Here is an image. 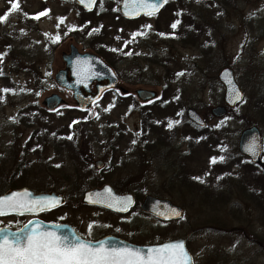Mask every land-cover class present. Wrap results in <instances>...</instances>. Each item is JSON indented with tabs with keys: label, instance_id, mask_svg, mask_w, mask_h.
I'll return each mask as SVG.
<instances>
[{
	"label": "rangeland",
	"instance_id": "rangeland-1",
	"mask_svg": "<svg viewBox=\"0 0 264 264\" xmlns=\"http://www.w3.org/2000/svg\"><path fill=\"white\" fill-rule=\"evenodd\" d=\"M119 1L103 0L101 7L97 0L87 14L74 0H0V16L7 13L0 22V90H12L0 91V193L26 186L62 195L57 214L82 231L92 224L96 236L113 233L136 244L184 239L194 264H264V175L236 150L239 132L256 125L264 161V0H167L158 15L133 22L119 17ZM45 9L50 12L39 20L28 18ZM182 27L184 39H172L170 31ZM122 44L118 50L135 55L122 59L105 50ZM69 45L99 49L124 88L155 90L156 100L142 105L110 91L80 114L71 94L54 82ZM223 67L233 71L243 98L216 119L209 111L224 105L217 80ZM52 94L66 103L48 112L41 102ZM186 107L197 111L207 131H196ZM145 116L157 130L144 124ZM77 118L85 120L72 126L68 142L67 124ZM174 118L179 123L172 130ZM209 131L223 150L205 139ZM101 183L138 203L145 195L169 199L183 216L162 222L137 206L121 217L86 207L83 192ZM16 222L1 219L0 226Z\"/></svg>",
	"mask_w": 264,
	"mask_h": 264
},
{
	"label": "water",
	"instance_id": "water-1",
	"mask_svg": "<svg viewBox=\"0 0 264 264\" xmlns=\"http://www.w3.org/2000/svg\"><path fill=\"white\" fill-rule=\"evenodd\" d=\"M75 1L85 10H88V7H86L85 4H81L79 0H75ZM153 2L154 0H143V3L141 4L140 0H129V7H128L129 15H125L124 14L125 0H121L119 11L123 17L131 19L141 14H146L148 11H152V9L147 7V4ZM138 4H140L139 7L137 6ZM162 5L159 6V8L153 13H156L158 10H160ZM92 7L93 5L91 6V9ZM62 59L63 62L65 63V67L64 69L58 71L55 74L54 80L59 87L72 91L74 100L79 108L88 107L92 101L98 98L99 94L103 90L108 88H114L118 83L117 77L115 76L113 70L96 55L89 53L79 54L73 46H70L69 54H62ZM217 78L218 81L224 87L223 102L226 104V106L233 107L235 104L239 103L241 99L239 100L236 99V95H235L236 91H239L241 97L243 96V94L234 80L232 70L227 67L221 69L220 72L218 73ZM93 81L97 82V84L95 85V89H96L95 92H92L88 89L89 85ZM103 81H105L106 83H104ZM121 91L125 92L124 90ZM135 93L141 101L150 100L154 98L156 95L154 91L146 90V89H137ZM63 102L64 101L62 100L61 97H59L56 94H52L44 98V100L42 101V105L47 110H53ZM210 113L216 118H221L226 114V108L224 106L212 107L210 109ZM185 116L195 125L200 127L204 126V121L200 118V116L192 107H189L185 110ZM252 147L255 148L254 154L252 151L249 150ZM237 150L241 155L247 157L252 164L258 165L259 168L264 173V162L261 160V136L259 129L255 125L247 127L240 132L237 139ZM102 164L103 163L101 161L95 162V166L97 169H100L102 167ZM106 189L108 191H106ZM25 191H27L30 194V196L28 197H23L26 200L27 199L35 200L38 197L47 196V197L58 198L59 205L64 204V199L61 196H56L53 193L34 195L27 189H22L15 192H8L4 195H1L0 197L5 195H10L11 193H23ZM96 194H99V196H97ZM123 197L131 198V203L128 204L127 207L128 210L132 205V201H133L132 195L130 194L118 195L108 185H104L102 188H94L89 191H86L82 196V201L86 204L102 206L104 208L116 212H126L127 210L126 211L116 210L117 207L116 200ZM90 200H98L99 202L91 203ZM107 203H113V207L112 208L107 207L106 206ZM140 210L144 213H148L164 221L177 220L181 218L183 213L182 208L172 203L169 199L155 198L151 195H146L144 197V199L140 204ZM177 211L181 213V216L175 215ZM10 214L21 215L15 212H12ZM10 214H6V215H10ZM31 222H32L31 224L27 222L25 225H28L29 228L39 227L41 230L45 232H51L56 236H60V237L65 235H73V234L77 236V234L73 231V229H71V227L67 225H51L39 220H31ZM25 225L21 229H24ZM1 229H5L7 232H14V233H18L21 230L20 229L17 231H12L9 228H1ZM101 241L104 242L106 247L119 246V247H128V248L141 249V250H147L149 248L159 247L166 243L183 242V248L187 251V248L185 246V241L181 238L165 241L154 245H135L112 236H107L96 242H89V243L95 244ZM187 253L189 254L188 251Z\"/></svg>",
	"mask_w": 264,
	"mask_h": 264
},
{
	"label": "snow or ice",
	"instance_id": "snow-or-ice-1",
	"mask_svg": "<svg viewBox=\"0 0 264 264\" xmlns=\"http://www.w3.org/2000/svg\"><path fill=\"white\" fill-rule=\"evenodd\" d=\"M79 2L85 4L88 10H91V6L95 5L96 0H79ZM140 2L142 4L143 0H140ZM165 2L167 0H154L153 3L147 4V7L152 9V11H148L146 14L149 16L153 15V12ZM100 3L102 7L103 0H100ZM137 6L139 7L140 4ZM12 7L18 8V3H13ZM128 7L129 0H125V15H129ZM48 12L50 10L45 9L43 12L33 15L31 18L39 20L40 17L46 16ZM24 15L26 17L28 16L27 13ZM6 19L7 13L5 16H0V22ZM58 19L62 22L65 18ZM144 27L150 28L151 26L145 25ZM175 27L176 24L174 23L172 28ZM94 31H98V29ZM132 35L135 37L137 33H133ZM112 51H117V49H112ZM3 55L0 54V58ZM2 74L0 72V75ZM177 75H183V73H178ZM0 91L10 92L12 90L2 89ZM235 95L236 99H242L239 91H236ZM174 123H179V121H169L168 128L171 129ZM67 138L72 139L71 136ZM249 150L253 154L255 153L254 147ZM216 159L213 157L212 162H216ZM219 159L223 160V157ZM56 167H60V165H56ZM194 179L199 180L200 178L195 177ZM106 191L108 190L106 189ZM96 195L99 196V194ZM28 196L30 194L25 191L23 193H11L10 195L0 197V216L12 212L24 214L25 212L47 211L59 205V199L56 197L43 196L35 200H26L23 198ZM90 202L97 203L99 201L90 200ZM130 203V197L119 198L116 200V210L126 211ZM106 206L112 208L113 203H107ZM175 215L181 216V213L177 211ZM31 223L29 221V224ZM92 227L93 225L90 224L89 231H91ZM0 264H193V261L183 248V242L166 243L162 246L147 250L119 246L106 247L102 241L93 244L80 239L74 234L60 237L51 232H45L39 227L29 228L28 225H25V228L21 229L18 233L0 229Z\"/></svg>",
	"mask_w": 264,
	"mask_h": 264
},
{
	"label": "flooded vegetation",
	"instance_id": "flooded-vegetation-1",
	"mask_svg": "<svg viewBox=\"0 0 264 264\" xmlns=\"http://www.w3.org/2000/svg\"><path fill=\"white\" fill-rule=\"evenodd\" d=\"M30 189V188H29ZM31 190V189H30ZM33 191V190H32ZM34 193H42V192H35V191H33ZM134 200H135V203H134V206H133V208L135 207V206H137L138 208H139V203H138V201H137V199L135 198V196H134ZM60 209V208H59ZM59 209H55V210H52V211H49V212H43L42 214H39V215H35V216H26V217H24L23 218V220H22V222L23 221H28V220H30V219H33V218H37V219H40V220H42V221H44V222H48V223H52V224H62V223H66V224H69V223H67V222H65V221H63L62 219V217L59 215V214H57V212H58V210ZM107 212V211H106ZM107 213H109V214H111L110 212H107ZM111 215H114V216H118V217H120L118 214H111ZM49 216H52L53 218H48ZM22 222H20V223H18V224H14V225H12L11 227H13V228H17V227H19L20 225H21V223ZM77 233H78V235L81 237V238H83V239H85V240H89V241H94V240H97V239H100V238H102V237H104V236H106V235H113V236H116V237H119V236H117V235H115V234H113V233H107V234H103V235H101V236H96V234L95 233H97L96 231L97 230H95V231H93L92 229H91V231H89V227H87L86 228V231H82L79 227H77V226H75V225H73V224H69ZM120 238H122V237H120Z\"/></svg>",
	"mask_w": 264,
	"mask_h": 264
},
{
	"label": "trees",
	"instance_id": "trees-1",
	"mask_svg": "<svg viewBox=\"0 0 264 264\" xmlns=\"http://www.w3.org/2000/svg\"><path fill=\"white\" fill-rule=\"evenodd\" d=\"M177 22V21H176ZM189 22H191L190 23V27L191 28H189V32H190V30H192V21H189ZM177 27V26H176ZM173 29V28H172ZM183 29H185V30H183ZM183 32H186L187 33V27H182V28H180L179 29V32H176V33H174L172 30L170 31V37L173 39V38H176V39H184V37L186 36V33H183ZM182 34L181 36H179L178 34ZM95 51L97 52V53H100V54H103L99 49H97V48H95ZM2 62H3V60H2ZM3 68L0 66V72H2L3 73V70H2ZM0 76H3V75H0ZM0 98H3V96H0ZM260 108H262V106H260ZM263 109H264V107H263ZM264 111V110H263ZM76 120V119H75ZM174 120H175V118H174ZM143 121H144V124H145V122H148L149 123V126H151V127H153L154 126V128H155V123H154V121L152 122V123H150L149 122V120L146 118V116L143 118ZM176 121V120H175ZM72 123H73V125L74 126H76V125H79V124H82V122L81 121H78V122H75V121H73L72 120ZM71 123V124H72ZM158 127V126H157ZM174 128V127H173ZM173 128H172V130H173ZM195 129H197L196 131L198 132H204V131H207L206 129H204V128H197V127H194ZM156 130H157V128H155ZM176 129H177V127L175 128V131H176ZM64 133V132H63ZM217 133H219L218 131H215L214 132V134L216 135ZM66 134V133H65ZM175 135V133L173 132V134H172V136H174ZM205 139L206 140H208V141H213V142H211V143H213V144H215V145H217V146H215L217 149L218 148H220L221 150H223V147L221 146V145H219L218 144V142H219V137L217 136V137H214L213 136V133H211L210 131L207 133V134H205ZM69 141L68 142H73V139H68ZM165 140L166 141H169L170 139L169 138H167V137H165ZM190 140V139H189ZM154 142V141H153ZM163 142V141H162ZM255 167V166H254ZM246 189H248V187H245ZM248 192L249 193H251V191L250 190H248ZM253 196H256L257 197V195H256V193H254V195ZM258 198H259V196H258ZM264 207V206H263ZM263 213H264V208H263Z\"/></svg>",
	"mask_w": 264,
	"mask_h": 264
}]
</instances>
